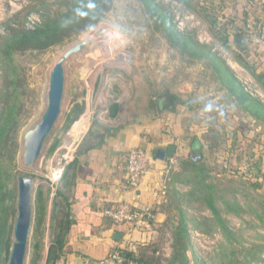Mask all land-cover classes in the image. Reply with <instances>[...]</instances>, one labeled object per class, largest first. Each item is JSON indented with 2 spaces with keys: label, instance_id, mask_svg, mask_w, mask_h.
Returning a JSON list of instances; mask_svg holds the SVG:
<instances>
[{
  "label": "rangeland",
  "instance_id": "obj_1",
  "mask_svg": "<svg viewBox=\"0 0 264 264\" xmlns=\"http://www.w3.org/2000/svg\"><path fill=\"white\" fill-rule=\"evenodd\" d=\"M156 1L169 10L180 32L190 34L201 44L212 47L246 90L264 103V87L261 84L264 82V46L245 31V5L242 16L246 18L242 22L231 10L239 4L238 0ZM72 3V0H0V41L11 28H34L45 20L63 14ZM251 10L259 17L264 11V3L259 2ZM263 26L264 22L260 29L264 38ZM238 30L245 33L242 37L245 48L236 41ZM168 36L159 25L158 16L143 1L113 0L106 16L90 29L62 44L20 53L28 91L21 126L14 142L16 146L9 150L10 156L15 155V213L8 210L5 220L8 227L11 225L10 245L4 250L8 251V255L14 241L18 176L26 174L33 178L34 205L40 187L43 186L46 194L50 193L46 178L50 172L51 157L55 153L50 152V148L56 138H60L61 146L68 132L72 136V128L63 130L72 101L86 100L89 104H101L106 102L107 92L112 86L122 83L135 88L137 84L146 82L152 97L169 95L185 102V117L188 119L185 126L190 124L195 131L193 136L201 138L208 147L211 145L206 153L208 160L224 163V167L214 169L212 177L219 185L214 184L213 197L220 214H224L221 217L228 228L226 232L220 224H212L211 232L202 231L197 222L209 224L208 220L214 217L203 197L186 196L183 199L173 194L176 200L166 208L169 215L160 222L154 221L153 230L145 241L158 250L155 253L156 264H178L174 256V232L180 222L179 207L186 215L189 229L186 251L189 264H196L197 260L221 264L224 252L231 245L238 249L241 259L251 264H264V222L257 217L264 213V126L247 119V112L240 109L235 95L227 87V80L219 74V68L205 58L188 54ZM226 39L229 40L228 47L223 44ZM76 46L80 48L64 61L65 92L58 121L44 141L37 161L30 166H22L23 134L34 126L43 110L55 64ZM252 70L262 78H256ZM4 83L0 60V116L5 102ZM207 104L212 105V110H205ZM228 128H236V132ZM192 144H189L190 150L183 156L187 160L191 159L189 152ZM197 152L205 154L202 149ZM261 163L260 177H256L253 168ZM185 187L180 186L181 194L190 192L185 191ZM235 197L241 202H233L236 212L227 211L225 202ZM44 251L38 264H42ZM4 252L2 264H8V259H3ZM30 253L26 264H31Z\"/></svg>",
  "mask_w": 264,
  "mask_h": 264
},
{
  "label": "crops",
  "instance_id": "obj_2",
  "mask_svg": "<svg viewBox=\"0 0 264 264\" xmlns=\"http://www.w3.org/2000/svg\"><path fill=\"white\" fill-rule=\"evenodd\" d=\"M238 1L235 12L242 22L244 5L246 9L256 7L259 2L264 3V0ZM259 18L264 22V11ZM238 34L245 36L241 31L235 35ZM106 97V102L97 105L86 100L72 101L68 110L69 113L74 105L83 107V112L70 127L73 138L77 140V151L57 192L46 194V247L42 264H47L49 244L53 240L52 225L61 208L66 214L68 227L64 251L52 263L87 264L91 259L107 257L117 248L135 251L140 244L146 243L149 232L134 229L132 222H113L104 214V209L120 202L129 203L133 208L152 206L156 220H164L169 214L166 208L170 205L171 191H182L180 186H186L185 191L192 189V184L186 180L191 172L190 165L183 158L190 150V143H193L189 152L191 160L208 171L207 182L219 185L212 176L214 169L224 167V163L208 160L206 153L211 145L208 147L201 138L198 139L200 148H194L197 137L193 136L195 131L190 124L185 126L188 119L183 100L169 95L152 97L146 82L137 84L135 88L119 83L110 87ZM157 98L161 101L158 102ZM246 117L264 126L253 116L247 114ZM228 129L236 132V128ZM170 145L176 146L174 155L158 158V151H167ZM134 148L148 152L149 169L138 188L128 189L125 186L126 158ZM200 149L204 155L197 152ZM193 155L197 157L193 158ZM261 165L253 168L256 177H260ZM230 201L241 203L236 197Z\"/></svg>",
  "mask_w": 264,
  "mask_h": 264
},
{
  "label": "trees",
  "instance_id": "obj_3",
  "mask_svg": "<svg viewBox=\"0 0 264 264\" xmlns=\"http://www.w3.org/2000/svg\"><path fill=\"white\" fill-rule=\"evenodd\" d=\"M141 1L146 4L154 15L158 16L159 25L168 33L169 40L179 44L180 47L193 57L205 58L209 60L210 63L214 64L216 68H219V74L223 79L227 80V87L231 90L232 94L235 95L240 109L264 123V103L246 90L238 77L217 55L212 47L201 44L190 34L180 32L169 10L164 8L156 0ZM72 2V5L63 14L45 20L34 28H11L0 41V60L5 78V102L0 116V264H2V254L6 248H9L11 238V225L8 227L5 221L7 212L11 210L13 214L15 213L13 188L15 155L13 154L10 156L9 150L10 148L14 149L16 146L14 142H16L17 133L21 126L25 95L28 91L25 82L26 74L22 68L20 53L25 50L46 49L50 46L62 44L70 40L72 37L90 29L100 22L113 4V0H72ZM235 9L236 6H233L231 10L235 11ZM243 17L244 19L246 18L245 16ZM238 31L243 32L242 30ZM223 44L228 47L229 40H224ZM244 66L250 69L245 63ZM252 73L256 78H262L261 75L253 70ZM261 84L264 87V82H261ZM82 112L83 107L81 105H76L67 113L63 130L69 129ZM59 145L60 138H56L50 148V152H54ZM185 163L190 165L191 169V172L187 175L188 179L186 180L194 185L195 188L187 194H181L179 190L173 189L170 195V204L176 200L173 194H176L179 198L182 196L183 199L186 196H191V198L203 197L205 205L212 209L214 217L208 220L210 222L209 224L197 222V226L202 231L204 229L208 233L211 232L212 224H220L223 229L228 232V228L214 201L213 190L215 185L211 182H207L208 171L201 166L195 165L196 163L191 159L186 160ZM196 186H200V188ZM47 200L46 192L42 186L37 190L35 198V222L30 253L31 264L39 263V259H41L45 248L44 223ZM225 204L227 211L236 212V205L233 202L227 200ZM179 210L180 222L174 232V256H176L178 264H189L186 254L189 242V229L186 215L180 207ZM257 217L260 221L264 222V213L258 214ZM54 221L52 225L53 240L49 246L47 264H55L52 263V261L57 260L64 251L68 220L66 219L63 208L58 209ZM123 251L134 262L140 264H156L155 253L158 250L156 251V248H153L150 243L140 244L135 251L127 248H124ZM196 264L207 263L197 260ZM221 264H251V262L241 259L238 249L231 245L230 249L224 252V259Z\"/></svg>",
  "mask_w": 264,
  "mask_h": 264
},
{
  "label": "water",
  "instance_id": "obj_4",
  "mask_svg": "<svg viewBox=\"0 0 264 264\" xmlns=\"http://www.w3.org/2000/svg\"><path fill=\"white\" fill-rule=\"evenodd\" d=\"M242 40V35L238 34L236 36V41L244 46ZM79 48L80 46L71 48L53 68L48 92L47 109L41 120L34 126L26 129L23 134V159L25 166H30L40 157L43 143L58 121L62 110V101L65 92L64 61ZM157 101L160 102L161 99L157 98ZM249 118L251 117L249 116ZM194 148H200V142L198 139L195 141ZM175 151L176 146L170 145L167 151L159 150L157 157H172ZM196 157V155H193V158ZM33 188L34 180L31 176L26 174L18 176L17 213L13 229L14 241L10 254L8 255V251H5L3 255L5 261L8 259V264H26L28 260L35 221Z\"/></svg>",
  "mask_w": 264,
  "mask_h": 264
},
{
  "label": "built area",
  "instance_id": "obj_5",
  "mask_svg": "<svg viewBox=\"0 0 264 264\" xmlns=\"http://www.w3.org/2000/svg\"><path fill=\"white\" fill-rule=\"evenodd\" d=\"M246 11L247 23L245 31L247 35L264 46V38L262 36V30H260L262 20L251 8H246ZM68 133L64 143L57 147L55 153L51 157L50 172L46 179L52 195L57 192L66 168L74 159L77 151V140H74L72 143H67ZM149 162V154L143 148H134L128 152L126 158V188L136 189L140 186L145 174L148 172ZM104 214L113 222H132L134 229L149 233L152 232L153 223L156 220V213L152 206L133 208L126 202H120L105 208ZM123 249L122 247L117 248L107 257L100 260L91 259L87 264H140L132 261Z\"/></svg>",
  "mask_w": 264,
  "mask_h": 264
},
{
  "label": "bare ground",
  "instance_id": "obj_6",
  "mask_svg": "<svg viewBox=\"0 0 264 264\" xmlns=\"http://www.w3.org/2000/svg\"><path fill=\"white\" fill-rule=\"evenodd\" d=\"M50 80H51V76H50V79H49V86H48V88H47V90H46V94H45V100H44L43 110H42L41 114L38 116V118L36 119L35 123H33L34 125H35L36 123H38V122L41 120V118H42V116H43L45 110L47 109V105H48V92H49V87H50ZM31 127H32V126H31ZM72 142H73V138H72V136L68 133L67 143H72ZM23 154H24V151H22L20 162H21V165H22V166H25V164H24V159H23ZM38 161H39V160H38Z\"/></svg>",
  "mask_w": 264,
  "mask_h": 264
},
{
  "label": "clouds",
  "instance_id": "obj_7",
  "mask_svg": "<svg viewBox=\"0 0 264 264\" xmlns=\"http://www.w3.org/2000/svg\"><path fill=\"white\" fill-rule=\"evenodd\" d=\"M205 110H206V111H210V110H212V105H211V104H207V105H205Z\"/></svg>",
  "mask_w": 264,
  "mask_h": 264
}]
</instances>
